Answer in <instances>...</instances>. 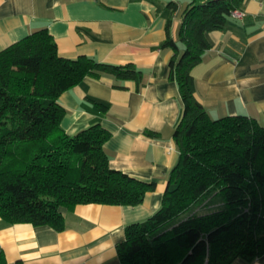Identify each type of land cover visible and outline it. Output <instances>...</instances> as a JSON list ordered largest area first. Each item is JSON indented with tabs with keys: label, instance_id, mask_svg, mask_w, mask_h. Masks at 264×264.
<instances>
[{
	"label": "trees",
	"instance_id": "16d2710c",
	"mask_svg": "<svg viewBox=\"0 0 264 264\" xmlns=\"http://www.w3.org/2000/svg\"><path fill=\"white\" fill-rule=\"evenodd\" d=\"M195 1L182 13L183 49L168 30L163 43L174 51L168 79L177 84L183 106L173 131L179 159L166 180L160 208L144 222L125 228V239L116 247L121 264L253 263L264 257V126L242 115L210 119L196 96L192 74L211 47L207 34L222 31L230 12L241 9L245 0ZM104 76L135 82L138 89L142 81L141 71L132 64L61 58L46 30L0 52L3 222L62 231L61 208L135 207L155 190L154 183L109 168L104 144L110 135L100 125L73 136L61 128L65 110L59 96L86 77ZM96 106L101 113L107 111L103 104ZM207 199H217L222 206L196 214Z\"/></svg>",
	"mask_w": 264,
	"mask_h": 264
},
{
	"label": "crops",
	"instance_id": "0c3cea01",
	"mask_svg": "<svg viewBox=\"0 0 264 264\" xmlns=\"http://www.w3.org/2000/svg\"><path fill=\"white\" fill-rule=\"evenodd\" d=\"M192 2L0 0V52L46 30L61 58L132 64L141 71L139 89L135 82L111 76L86 77L63 92L58 104L65 110L61 128L68 136L100 125L110 135L104 144L109 168L155 184V190L135 207L61 208L62 231L8 225L0 218L3 264H121L116 247L125 239V228L144 222L160 208L166 180L179 159L173 131L183 106L177 84L168 79L174 51L163 43L168 30L178 49H183L182 13ZM241 9L246 14L243 21L229 17L222 31L207 34L211 47L192 71L196 96L212 120L242 115L264 126V0H245ZM96 103L107 111L101 113ZM212 201L206 208L222 206ZM231 264H264V257L253 263L235 259Z\"/></svg>",
	"mask_w": 264,
	"mask_h": 264
},
{
	"label": "rangeland",
	"instance_id": "374dc122",
	"mask_svg": "<svg viewBox=\"0 0 264 264\" xmlns=\"http://www.w3.org/2000/svg\"><path fill=\"white\" fill-rule=\"evenodd\" d=\"M221 200V199H220ZM209 202H208V199H207V201H204L203 202V205H201V206H199L198 208V210L199 211H195V213L196 214H205V213H208V212H211V211H214V210H217V209H219V207H211V208H206L207 207V204H208ZM210 203H212V204H217V203H219V200H217V199H214L212 202H210ZM211 205V204H210ZM194 210V209H193Z\"/></svg>",
	"mask_w": 264,
	"mask_h": 264
},
{
	"label": "built area",
	"instance_id": "2783aa9c",
	"mask_svg": "<svg viewBox=\"0 0 264 264\" xmlns=\"http://www.w3.org/2000/svg\"><path fill=\"white\" fill-rule=\"evenodd\" d=\"M246 14L242 9H235L230 12L229 17L236 21H243Z\"/></svg>",
	"mask_w": 264,
	"mask_h": 264
}]
</instances>
